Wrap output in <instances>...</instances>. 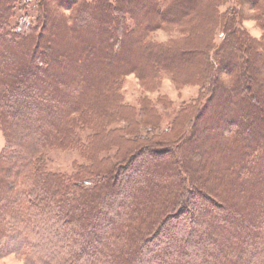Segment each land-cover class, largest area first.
I'll use <instances>...</instances> for the list:
<instances>
[{
  "label": "trees",
  "instance_id": "1",
  "mask_svg": "<svg viewBox=\"0 0 264 264\" xmlns=\"http://www.w3.org/2000/svg\"><path fill=\"white\" fill-rule=\"evenodd\" d=\"M62 1L66 6L55 8L53 0H38L39 13H50L55 21L50 34L28 18L12 26L13 16H0V49L8 47L0 55V130L7 143L0 152V259L17 255L26 264H135L151 246L148 264H264V239L253 229L245 237L242 227L239 240H229V232H223L232 223H219L215 237L207 228L228 212H239L242 226L264 219V41L257 44L245 30L226 25L225 38L216 46L211 33L221 17L218 0ZM238 3L241 8H262L259 22L264 31V0ZM11 10L8 0H0V13ZM170 26L184 29L179 40L183 49L198 48L208 37L206 57H188L187 51L178 53L172 46L155 47L151 33ZM178 71L209 96L189 124L193 130L183 129L187 116L181 113L169 129L153 128L155 133L143 135L140 128L153 115L145 107L142 119H136L135 110L123 104L122 81L133 73L150 85L160 81L162 72H170L180 88L184 85L175 78ZM62 91L66 104L60 101ZM120 120L127 122L123 132L133 139L113 128ZM77 129L90 133L95 150L117 149L113 159L93 157L92 189H84L83 176L72 185L44 166L48 151L73 148L80 140ZM149 157L157 164L139 171ZM119 172L128 188L114 184ZM75 189L79 201L72 195ZM119 198L137 206L122 218L124 227L110 218L117 211L121 217L127 214L111 205ZM198 199L206 205L197 208ZM240 204L246 205L244 211ZM195 214L201 223L186 231L183 218L192 221ZM97 217L106 225L112 220L113 235L102 237L105 231L95 224ZM75 226L77 241L71 237ZM261 230L264 235V227ZM176 234L178 243H173ZM193 239L206 244L196 249ZM219 241L225 245L213 263ZM255 243L262 249L253 258L237 254Z\"/></svg>",
  "mask_w": 264,
  "mask_h": 264
},
{
  "label": "rangeland",
  "instance_id": "2",
  "mask_svg": "<svg viewBox=\"0 0 264 264\" xmlns=\"http://www.w3.org/2000/svg\"><path fill=\"white\" fill-rule=\"evenodd\" d=\"M10 2V5L12 6V10L11 13L8 14L7 12L3 11L0 13L1 17H9L10 16H15L14 18L12 17V26H14L15 24H17V19L19 20V18H22V24L24 22H26V19H29V23L32 25H37L39 24V28L40 29H44L42 31V33H46V34H50L52 32V30L54 29L53 26L51 27L52 22L55 23L52 14L44 12L42 10L41 13H39V10L37 8V6L39 5L38 0H8ZM51 1V0H49ZM54 1V5L55 8H62L65 7V2L63 4L62 0H53ZM69 1V0H68ZM73 1V0H71ZM166 1V3H172L175 0H163ZM226 3H224V2ZM218 0L217 4H220V7L218 8V12H220V16L219 20L217 21V25L216 28L212 31L211 36L213 37L214 40V44L216 46H219L222 42L223 39L225 38V35L222 33V31L226 28L225 26L229 25V26H236L240 29H243L246 31L247 35L250 36L251 38L255 39V41L257 42V44H261L262 41H264V31L261 29V24L259 22L260 19V13H261V6L260 8L261 10H254L252 7H244L241 8L238 0ZM51 7L52 10H54V7ZM201 6V3H200ZM78 7V6H77ZM55 13V12H54ZM63 14H65L66 16L71 15L70 11L69 12H64ZM39 19V22H38ZM262 19V18H261ZM193 21L196 22L197 21V17L195 15H193ZM55 26V24H54ZM101 28H104V23L99 25ZM184 34V29L181 26H170V27H166L164 29H160L157 31H154L153 33H151L150 36V42L153 44H156L155 47H158V45L161 46H172L175 47L176 50H179L178 53H181L183 51H187V56L190 57L192 56L194 53H199L198 55V59H202V55H203V59L206 54V50H207V45H204L207 42V39H204L200 44L199 47L197 48V46H193L190 49H183V47L185 46V44L181 43L179 40H182L184 38L183 36ZM209 39L212 40L211 37H209ZM152 45V44H150ZM204 45V46H203ZM154 46V45H152ZM203 46V47H202ZM5 49H7L8 47H4ZM4 48L0 49V55H2L4 53ZM9 50V49H8ZM168 51V49H166ZM181 51V52H180ZM202 53V54H201ZM106 58H108L109 56L107 55V53H105ZM259 56V55H257ZM109 59V58H108ZM106 61V60H104ZM178 75L175 76V78L179 81V85H184L181 86L180 88H178L177 85L174 84V82L172 81V73L170 72H162L160 75V81H158L157 83L154 84H150V85H145L142 84L140 78L135 75V74H129L125 77V79L122 81V88H121V95L123 97V104H125L126 106H129L131 109L135 110L137 116V120L140 121L142 118L139 116L140 112L143 111L145 109V107L148 108L149 110V114L153 115L152 119H149L146 121V126H142L141 132L143 135H151L154 132V129H158V131H165L167 129H169L174 121L178 118H180V116L182 115L181 113H183V115L187 116L186 121L183 124V129L185 130L187 128V126L189 127V129L192 131L193 130V126L190 127V123L192 122V118L194 117L196 111L198 109L201 108V106L204 104L205 100L207 101L209 99V96L206 94V92H202V88L200 86V84L198 83L195 84L196 82H189L188 81V77H184L179 71L177 73ZM228 77V76H227ZM226 77V78H227ZM229 81L230 78L228 77ZM87 83H84V86L86 87ZM63 90L65 91V94H69L70 95V90L68 89V87L66 86V83H64V85L62 86ZM46 90V89H45ZM206 90V89H205ZM44 90H41V92ZM40 93V92H39ZM63 91L61 92V97H60V101L61 103L63 102V104H66L67 98L63 95ZM43 106H45L46 109V103L43 104ZM43 110V113L46 110ZM32 116V114L30 115ZM34 116V115H33ZM43 117V116H42ZM47 119V121H46ZM45 121L46 123L49 122V118L46 117ZM74 119H78L80 120L78 115H74ZM183 122H179V125L182 124ZM194 125V124H193ZM113 128L118 129L119 131L123 132L124 130H126L128 128V124L126 121L124 120H120V122H117L116 125L113 126ZM154 128V129H153ZM74 130V129H73ZM194 130H196V127H194ZM76 134L75 130H74V135ZM77 134L80 138V140L75 141L73 148L67 149V150H59V149H54V150H50L47 153V159L44 162V166L45 168L51 172V173H57L60 175L65 176L67 179L71 180L72 185H75L79 179V177L83 176L84 178V183H85V190L87 189H92L95 187L96 184V180L91 176V172L90 169L93 166L92 161H94V156H96V158L99 160H103V159H113V156L115 155V153L117 152L116 148H113L111 151L110 150H95V146L93 144V142L91 141L89 135L90 133L88 131H81L80 129H77ZM123 135L127 138V139H133V136L128 135L127 133L123 132ZM108 136V135H107ZM98 140H96L97 142ZM6 138L4 135V132L2 130H0V152L3 150V148L6 145ZM86 150H92V152H90V155L86 154ZM183 152V150H181ZM185 153V152H184ZM179 153L173 155V156H169V161L172 160L173 157L178 156ZM87 156V157H86ZM147 160L144 161V163H142L143 166L140 167V165L138 166V169L140 171H142V169L149 167L150 164L154 165L157 164V161L153 158V157H149L146 158ZM122 172H119V175L116 176V180L114 182V184L119 185L120 188H128V181L126 183V179H124V177L122 176ZM135 179V178H134ZM253 180V179H252ZM135 180H131L130 183H135ZM117 182V183H116ZM148 185V183L146 184ZM145 185V187H146ZM84 186V184H83ZM142 186V185H141ZM149 186V185H148ZM75 187V186H73ZM143 187V186H142ZM145 189V188H143ZM230 189V188H229ZM148 190L144 191V193H147ZM150 193V192H149ZM201 193L203 195L208 194L212 197L211 194H209L208 192H206V190H204L203 188H201ZM129 194H131V191L129 190ZM72 195L78 197V201L80 200V191L78 190H73L72 191ZM136 196H133V198ZM208 196V197H210ZM230 196V195H229ZM210 197V198H211ZM231 197V196H230ZM212 199V198H211ZM193 200V199H192ZM133 201H124L123 198H119V199H112V201H110L111 205H113L114 207H119L124 208V210H126L127 214L125 213V216L121 217V212H116L117 214L110 216V218H113V222L115 221V225H119L120 227H124L125 224L122 220V218L126 219V217L129 216V214H133L134 211L136 210V207L134 208V203L132 204ZM189 202V201H188ZM197 208L201 207V205H206L205 202H202V200L198 199L197 200ZM122 206V207H121ZM246 205H239V210L240 211H244L245 210ZM127 208V209H126ZM134 209V210H131ZM236 210V206L234 208ZM132 211V212H131ZM217 210H215L216 212ZM219 211V210H218ZM221 213V212H220ZM239 216H235L233 215V213L231 214L230 212L228 213H222V215H220V220L216 221L212 224L211 221H209V223H211L212 225H209L207 228L212 229L214 231V233L212 232V236L215 237L217 231H215L214 229H216L217 227H219V223L223 224L224 221L225 222H230L233 224L232 227L226 226V229H230L229 231H224V235L225 234H229L227 235L228 237L230 236L229 240H239V237L242 235L243 229L242 227H245V237H248V232H256L259 233V239L263 240L264 239V235L261 233V227H264V219L262 222L259 223V219H256L255 223L252 224V226H247V224H240L241 221H244L243 219H241V215L239 212H237ZM213 214V213H212ZM127 215V216H126ZM120 219H119V217ZM195 217H197V215L195 214ZM217 218V217H215ZM185 223H183L184 227L186 231L188 229H195L196 227H198V225L201 223V219L200 218H195V220L189 219L187 218H183ZM112 220L107 223L103 222L101 220V218L97 217L96 221H99L97 223H95L96 225H98L100 223V227L99 230L100 231H105L104 234L102 235V237L107 238L109 236V234L111 233V235H113V228L112 227ZM257 223H259L257 225ZM241 225V226H240ZM94 226V224H93ZM195 227V228H194ZM248 227V228H247ZM242 229V230H241ZM72 230H74V233L72 234V239H74V241L80 240L78 239L76 233H78V228L75 226L72 228ZM98 228H96L94 230V232H99ZM91 231L88 232V234ZM219 232V231H218ZM100 234V232H99ZM114 237V236H113ZM263 237V239H262ZM98 239V238H97ZM103 239V238H102ZM145 239V236H144ZM178 235L176 234L173 238H171L173 243H178ZM180 239L185 240V237H181ZM187 240V239H186ZM194 243L192 244V246H194L196 249H200L202 247L205 246L206 242L205 241H201V240H196L193 239ZM196 240V241H195ZM97 243H103L100 240H97ZM222 245H225L222 241H219L217 243V247L215 250H213V257H212V261L214 263V261L216 259H218L221 255V251H222ZM234 241H230V245L229 247H233ZM77 248V247H76ZM157 248V246H156ZM147 250L144 251V255L141 256L140 260L135 263V264H148V253L152 247L148 246L146 248ZM262 249V247L257 248V244L255 243V245L250 246L249 245L243 249H240L241 251H239L237 254L239 255H243L246 257V259H251L254 257V255H256L258 253V251ZM194 251L191 252V257L195 258L196 255L194 256ZM197 254H200L199 252H197ZM19 256L17 255H9L6 256L2 259H0V264H26L25 261H23L20 258H18ZM130 257V256H129ZM129 259V258H128ZM220 259V258H219ZM218 259V260H219ZM195 260V259H194ZM167 262V263H166ZM161 264H168V260L165 262H162ZM182 264V263H181ZM192 264H195V262H193Z\"/></svg>",
  "mask_w": 264,
  "mask_h": 264
}]
</instances>
